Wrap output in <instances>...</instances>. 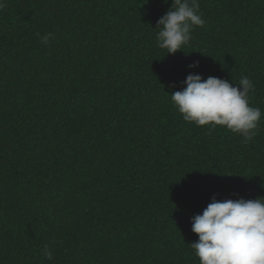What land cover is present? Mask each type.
<instances>
[{
    "label": "trees",
    "instance_id": "obj_1",
    "mask_svg": "<svg viewBox=\"0 0 264 264\" xmlns=\"http://www.w3.org/2000/svg\"><path fill=\"white\" fill-rule=\"evenodd\" d=\"M199 3L204 26L167 54L172 0H6L0 264H199L191 218L213 196L264 197V115L246 142L169 95L190 74L247 76L264 114V0Z\"/></svg>",
    "mask_w": 264,
    "mask_h": 264
},
{
    "label": "clouds",
    "instance_id": "obj_2",
    "mask_svg": "<svg viewBox=\"0 0 264 264\" xmlns=\"http://www.w3.org/2000/svg\"><path fill=\"white\" fill-rule=\"evenodd\" d=\"M6 7V0H0V12ZM204 24L199 0H172L170 9L157 21V46L175 54L190 43L192 30ZM50 38L51 33L40 37L45 44ZM198 66L196 61L189 68ZM183 84L182 90L169 95L186 122L224 127L246 142L256 135L264 114L249 104V93L255 88L250 78L242 77L238 86H233L217 77L205 80L190 74ZM191 224L198 240L190 247L199 264H264V197L218 201L213 196L202 214L191 218ZM44 255L47 260L53 258L47 246Z\"/></svg>",
    "mask_w": 264,
    "mask_h": 264
}]
</instances>
